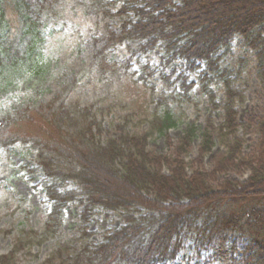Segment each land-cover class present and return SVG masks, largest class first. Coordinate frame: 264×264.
Listing matches in <instances>:
<instances>
[{
	"label": "trees",
	"instance_id": "16d2710c",
	"mask_svg": "<svg viewBox=\"0 0 264 264\" xmlns=\"http://www.w3.org/2000/svg\"><path fill=\"white\" fill-rule=\"evenodd\" d=\"M206 1L85 4L91 15L120 21L116 30L105 29V52L125 45L132 56L159 47L163 52L157 68L144 65L141 71L154 72L164 84L162 104L146 131H131L125 121L103 126L93 107L60 104L58 98L43 103L35 97L38 104L25 107L28 100L20 101L15 119L0 106V148L32 144L37 166L30 172L43 176L48 211L35 238H54L64 226L67 206L80 207L79 237L60 242L41 264H172L183 251L201 258L217 243L226 245L230 264H264V107L259 118L239 121L238 106L245 104L249 90L242 78L249 60L240 56L235 66L227 61L240 37V49L254 57L264 91V0H218L204 18L193 15ZM53 5V0H0V88L24 69L21 82L45 78L40 56L46 38L43 20ZM172 61L181 62L184 69L167 71ZM192 76L196 81L190 82ZM240 82L244 84L238 86ZM216 87L222 88V99ZM196 89L209 104L204 125L199 124L197 101L194 120L175 140L170 132L185 123L183 105L195 103ZM217 113H222L219 124ZM33 118L42 121L44 143L38 135H18L17 129L9 134L12 127ZM253 132L255 149L246 154V139ZM155 138L165 140L167 153L149 149ZM196 141L197 154L187 160ZM217 146L223 151L208 170L206 159ZM230 173L249 177L219 183V177ZM125 187L133 191L132 197L124 195ZM99 212L103 218L98 243L88 224ZM114 214L121 218L116 230L108 226ZM20 243L19 238L16 248ZM16 248L0 256V264H16Z\"/></svg>",
	"mask_w": 264,
	"mask_h": 264
},
{
	"label": "rangeland",
	"instance_id": "374dc122",
	"mask_svg": "<svg viewBox=\"0 0 264 264\" xmlns=\"http://www.w3.org/2000/svg\"><path fill=\"white\" fill-rule=\"evenodd\" d=\"M90 0H53L51 14L46 21L43 20L45 41L41 51L42 63L46 64V76L32 81L21 82L27 71L24 69L5 82L0 88V106L7 107L15 115L18 102L38 104L35 97L43 103H49L53 99H59V103L75 104L82 108L93 107L98 114L103 126L118 124L123 121L129 123L128 128L134 132H144L148 129L151 118L159 111L162 101L160 94L164 84L158 75L141 73L144 65L157 68L163 52L158 49L143 56H132L125 45L116 47L112 52L103 49L105 29L116 30L120 21L110 20L108 16L96 13L91 15V10H86ZM114 4L119 0H108ZM218 0L200 2L193 15L204 18V15L212 9V3ZM139 5V2H137ZM104 6H107L105 4ZM110 7V6H109ZM242 39L236 37L233 55L227 61L236 65L237 59L242 56L249 60V67L242 78L249 83L246 93L247 100L244 105L238 106L240 122L247 118H259L264 107V91L260 86L256 75V62L254 57L246 50L240 49ZM174 69L182 71L184 65L181 62L172 61L166 69L169 72ZM45 70V69H44ZM62 72V74H59ZM22 78V79H23ZM173 82L175 81L172 78ZM75 81L77 82L75 86ZM196 81V76L190 78V82ZM243 85L240 82L238 86ZM220 99L223 97L222 88L216 87ZM195 103L183 105L185 112L184 124L171 135L176 140L183 132L185 126L191 123L195 116V105L199 101L198 110L201 114L199 124L204 125L209 104L200 95L198 89L194 90ZM17 103V104H15ZM12 110H11V108ZM50 107V106H47ZM14 108V109H13ZM222 113L215 116L219 124ZM42 121L33 118L22 122L16 128L12 127L9 134L17 133L23 137H42V143L47 139L41 131ZM257 141L256 134L251 133L246 139L245 153L254 152ZM197 144L191 156L194 159L197 152ZM149 149L165 154L169 151L163 138H155L150 141ZM222 148L217 146L206 159L208 170L213 168V160ZM37 166L36 151L30 143L18 142L6 148H0V256L8 255L16 248V264H41L54 252L56 245L71 238L79 237V213L80 207L71 203L65 211V222L54 238L45 242L35 238V232L43 228L47 205L41 187L43 176L40 173H31L30 170ZM218 177V176H217ZM249 174L237 175L230 173L219 177V183L225 180H237L245 182ZM124 195L132 197L133 191L125 187ZM102 214H95L88 224V231L94 235L92 240L100 241L99 231ZM120 216L114 214L108 226L116 230L121 226ZM79 243L72 247L78 246ZM226 245L217 243L212 250L203 257L190 251L180 253L178 259L172 264H230Z\"/></svg>",
	"mask_w": 264,
	"mask_h": 264
}]
</instances>
